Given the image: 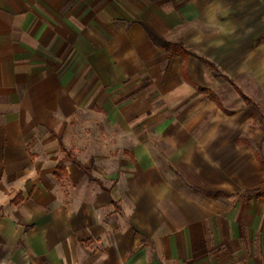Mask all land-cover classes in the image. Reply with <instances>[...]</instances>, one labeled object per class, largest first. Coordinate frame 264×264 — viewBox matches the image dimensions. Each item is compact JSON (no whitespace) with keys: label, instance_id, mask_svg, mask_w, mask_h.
<instances>
[{"label":"crops","instance_id":"1","mask_svg":"<svg viewBox=\"0 0 264 264\" xmlns=\"http://www.w3.org/2000/svg\"><path fill=\"white\" fill-rule=\"evenodd\" d=\"M0 264H264V0H0Z\"/></svg>","mask_w":264,"mask_h":264},{"label":"trees","instance_id":"2","mask_svg":"<svg viewBox=\"0 0 264 264\" xmlns=\"http://www.w3.org/2000/svg\"><path fill=\"white\" fill-rule=\"evenodd\" d=\"M148 33L150 34V36L152 35V33H151L149 30H148ZM152 40H153L154 42L157 41V39H154L153 37H152ZM161 46H162L165 50H170V49L172 48L170 44L165 43V42L161 43ZM180 48H181V47H180ZM71 160H72L77 166L80 167V165H79L74 159L71 158ZM84 171H85V173H86L90 178H92V177H91V174H90V172H89L88 170H84Z\"/></svg>","mask_w":264,"mask_h":264}]
</instances>
